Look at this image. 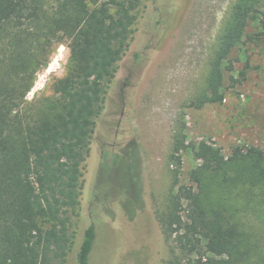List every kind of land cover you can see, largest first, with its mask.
<instances>
[{
    "label": "trees",
    "instance_id": "obj_1",
    "mask_svg": "<svg viewBox=\"0 0 264 264\" xmlns=\"http://www.w3.org/2000/svg\"><path fill=\"white\" fill-rule=\"evenodd\" d=\"M184 1L171 0L152 27L157 39L151 46L153 38L136 47L141 23L151 11L149 0H0V42L9 56L7 69L0 71L4 72L0 73V264H69L71 256L76 264H89L97 225L91 220L78 233L76 218L84 163L107 88L122 79L120 89L128 86L132 75H124L121 65L132 52L137 63L138 54L146 49L140 67L150 63L163 42L160 37L176 24ZM260 2L233 4L195 107L223 100L224 72L234 70L230 53L241 42L249 20L258 21L256 35L264 38V2L258 8ZM60 33L70 41V65L53 83L57 97L26 102L36 69L48 62V47ZM240 74L245 76L244 71ZM195 154L201 164L192 170L190 182L177 186L167 210L155 211L169 243L167 263L242 264L249 249L240 226L213 204L214 194L227 202L218 191H226L230 182H202L200 170L215 172L230 163L242 164L240 176L246 182H239L244 188L237 189V195L264 204V150L236 145L225 156L220 146L201 141ZM135 184V192L109 186L105 194L123 196L120 205L130 218L142 206L140 184ZM94 197L97 206L103 196L98 190Z\"/></svg>",
    "mask_w": 264,
    "mask_h": 264
},
{
    "label": "rangeland",
    "instance_id": "obj_2",
    "mask_svg": "<svg viewBox=\"0 0 264 264\" xmlns=\"http://www.w3.org/2000/svg\"><path fill=\"white\" fill-rule=\"evenodd\" d=\"M235 1L185 0L176 24L160 37L163 42L150 63L140 67L146 49L138 54L137 63L132 52L121 65L124 75H132L128 86L120 89L123 77L117 85L108 86L84 163L76 218L78 233L91 220L97 225L89 264H168L169 243L155 211L167 210L177 186L190 182L192 170L199 168L196 145L201 141L213 143L225 156L236 145L264 150V38L256 35L257 20L248 21L241 42L230 53L234 70L224 72L223 100L195 107L204 91L217 37ZM149 2L151 11L141 23L143 32L136 47L153 38L148 44L151 46L157 39L152 36V27L160 21L162 9L171 5V0ZM164 31L160 24L159 32ZM5 39L7 43L9 38ZM69 44V38L61 33L52 41L48 62L36 69L26 102L57 97L53 83L69 69ZM7 59V48H1L0 71L7 69ZM240 165L230 163L215 172L201 169L200 176L202 182H230L226 191H218L227 202L214 194L213 204L240 226L244 247L249 249L242 264H264V204L237 195L244 188L239 182H246L240 176ZM135 182L140 184L142 206L130 218L120 205L123 196L105 194L109 186L135 192ZM98 190L103 199L94 206ZM69 264H76L73 256Z\"/></svg>",
    "mask_w": 264,
    "mask_h": 264
}]
</instances>
